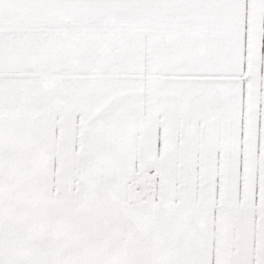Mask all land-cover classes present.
Here are the masks:
<instances>
[{
    "label": "snow or ice",
    "instance_id": "1",
    "mask_svg": "<svg viewBox=\"0 0 264 264\" xmlns=\"http://www.w3.org/2000/svg\"><path fill=\"white\" fill-rule=\"evenodd\" d=\"M0 264H264V0H0Z\"/></svg>",
    "mask_w": 264,
    "mask_h": 264
}]
</instances>
